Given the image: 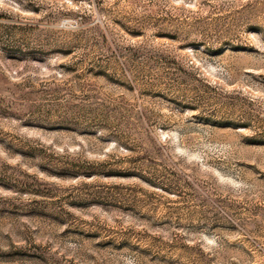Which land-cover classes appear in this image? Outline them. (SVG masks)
I'll return each mask as SVG.
<instances>
[{
  "label": "rangeland",
  "instance_id": "374dc122",
  "mask_svg": "<svg viewBox=\"0 0 264 264\" xmlns=\"http://www.w3.org/2000/svg\"><path fill=\"white\" fill-rule=\"evenodd\" d=\"M0 264H264V0H0Z\"/></svg>",
  "mask_w": 264,
  "mask_h": 264
}]
</instances>
